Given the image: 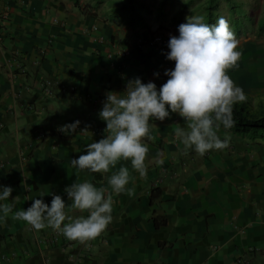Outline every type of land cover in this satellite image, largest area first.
Masks as SVG:
<instances>
[{
    "label": "crops",
    "instance_id": "obj_1",
    "mask_svg": "<svg viewBox=\"0 0 264 264\" xmlns=\"http://www.w3.org/2000/svg\"><path fill=\"white\" fill-rule=\"evenodd\" d=\"M2 1L9 17L1 23L0 185L13 192L0 203L19 196L15 212L44 193L50 206L54 193L66 201L68 215L87 216L71 207L64 189L84 180L107 186L105 174L71 167V159L105 135L98 115L105 93L122 92L136 77L159 89L175 62L166 59L167 45L148 43L152 27L93 14L72 0ZM248 43L238 67L228 70L243 90L255 80ZM125 46L128 54H115ZM240 79L249 83L241 86ZM77 120L76 133L57 130ZM150 122L155 140H144L147 176L141 178L130 161L111 170L128 167L126 187L135 193H113L112 221L99 237L84 244L61 234L52 238L51 228L37 231L9 217L0 221V264H264V253L256 250L264 247V138L221 126L220 138L231 137L226 149L184 155L173 131L183 125L181 117ZM154 186L160 194L151 200ZM156 214L165 223L155 225Z\"/></svg>",
    "mask_w": 264,
    "mask_h": 264
},
{
    "label": "clouds",
    "instance_id": "obj_2",
    "mask_svg": "<svg viewBox=\"0 0 264 264\" xmlns=\"http://www.w3.org/2000/svg\"><path fill=\"white\" fill-rule=\"evenodd\" d=\"M186 19L178 26L179 35H170L168 40L166 59L174 61L175 67L165 70L167 81L158 89L155 83H144L136 77L127 81L122 92H106L98 113L106 122L104 137L87 144L86 154L71 159L73 169L106 175V187L84 180L74 181L64 189L71 207L88 215L70 216L61 195L51 194L49 206L41 193V199L35 198L30 207L15 212L19 196L11 203H0V221L10 217L37 231L51 228L82 244L96 239L112 221L113 193H135L134 188L126 187L132 178L128 167L121 165L118 170H111L121 160L130 161L141 178L147 176L145 161L149 148L144 140H155L150 134L153 119L163 122L171 114L183 119V125L177 123L173 131L177 147L182 145L184 155L191 150L203 156L229 146L231 137L225 134L222 140L218 133L221 126L225 130L235 126L234 105L247 100L243 89L228 75L229 69L238 67L242 55L237 51L239 41L222 16L215 23H205L202 16ZM154 75L158 77L159 73ZM80 123L77 120L57 130L71 135ZM87 130L85 127L79 133ZM12 192V187L0 185V202L9 201Z\"/></svg>",
    "mask_w": 264,
    "mask_h": 264
},
{
    "label": "trees",
    "instance_id": "obj_3",
    "mask_svg": "<svg viewBox=\"0 0 264 264\" xmlns=\"http://www.w3.org/2000/svg\"><path fill=\"white\" fill-rule=\"evenodd\" d=\"M72 1L79 6L78 0ZM106 2H109L108 9L101 16L111 20L119 19L130 26L151 27L148 18L152 15L161 25H164L163 21L167 17L172 24L178 25L185 16H202L205 23H215L222 16L237 38L252 31H256L257 36H264V6L260 11H252L236 0H184L178 3L175 0H94L95 10L92 13L96 14V8ZM167 32L161 34L169 39ZM233 117L235 126L228 130L240 136L264 138V107L252 109L246 102L237 103L234 105ZM159 194L160 187H152L150 199ZM152 219L155 225L165 223L163 214H156Z\"/></svg>",
    "mask_w": 264,
    "mask_h": 264
},
{
    "label": "rangeland",
    "instance_id": "obj_4",
    "mask_svg": "<svg viewBox=\"0 0 264 264\" xmlns=\"http://www.w3.org/2000/svg\"><path fill=\"white\" fill-rule=\"evenodd\" d=\"M158 1V0H155ZM184 0H175V2H182ZM241 2L245 8L254 10H262L264 6V0H236ZM93 2L94 0H78L79 8L81 7L84 10H95L93 9ZM108 3L106 2L96 8V13L100 15L104 14V10L108 9ZM74 4V3H73ZM187 16L183 18V20L178 24L174 25L170 22V18L167 17L163 24L161 25L159 22L156 21L155 17L152 15L148 18V21L151 23V27L154 31L165 33L168 31V35H175L178 36V26L182 23L187 22ZM148 22V23H149ZM166 26V27H165ZM239 45L237 47V51H241V47L247 43L248 46H253L251 49V53L249 56L250 60V69L254 72V79L251 85L246 89L243 90L247 96L246 103L252 109H256L257 107H264V36L259 35L257 36L256 31L247 32L246 34H241L238 38ZM252 64V65H251ZM241 86H246L249 82L248 79H240ZM237 85L238 83L235 82Z\"/></svg>",
    "mask_w": 264,
    "mask_h": 264
},
{
    "label": "built area",
    "instance_id": "obj_5",
    "mask_svg": "<svg viewBox=\"0 0 264 264\" xmlns=\"http://www.w3.org/2000/svg\"><path fill=\"white\" fill-rule=\"evenodd\" d=\"M9 17V8L8 5L5 4L2 0H0V45L2 44V33H1V23L4 22ZM168 38L166 35L161 33H155L151 34L150 38L148 39V43L151 45H161L166 46L168 44ZM130 52L129 46H125L122 48H118L115 51V54L123 56L125 54H128ZM112 55V53H110ZM175 67V66H174ZM173 67V69H174ZM49 80H45V90L46 92L49 91L48 86ZM73 86H70L69 89H73ZM60 233L53 231L52 238L58 237ZM256 250L260 251L261 253H264V247L256 248Z\"/></svg>",
    "mask_w": 264,
    "mask_h": 264
}]
</instances>
